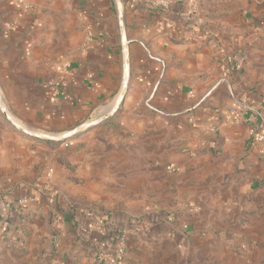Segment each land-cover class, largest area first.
<instances>
[{
	"label": "crops",
	"instance_id": "obj_1",
	"mask_svg": "<svg viewBox=\"0 0 264 264\" xmlns=\"http://www.w3.org/2000/svg\"><path fill=\"white\" fill-rule=\"evenodd\" d=\"M164 1L0 0V264H264V0Z\"/></svg>",
	"mask_w": 264,
	"mask_h": 264
},
{
	"label": "built area",
	"instance_id": "obj_2",
	"mask_svg": "<svg viewBox=\"0 0 264 264\" xmlns=\"http://www.w3.org/2000/svg\"><path fill=\"white\" fill-rule=\"evenodd\" d=\"M164 2H165V5L168 6V5H171L174 2V0H165ZM62 84L66 85L65 82H63ZM51 85H52L53 92L57 95L59 93V88L57 87L55 82H52ZM258 141H264V133L259 134ZM168 169L174 170L172 166H169ZM103 245H105V243H103Z\"/></svg>",
	"mask_w": 264,
	"mask_h": 264
},
{
	"label": "water",
	"instance_id": "obj_3",
	"mask_svg": "<svg viewBox=\"0 0 264 264\" xmlns=\"http://www.w3.org/2000/svg\"><path fill=\"white\" fill-rule=\"evenodd\" d=\"M121 32H122V37H123V43H126L125 25L123 23L121 24ZM126 92H127V87H125L123 92L118 97L117 106H116L115 111L118 109L119 105L124 100V96H125ZM69 136H71V134L66 135L65 137H63V139H66Z\"/></svg>",
	"mask_w": 264,
	"mask_h": 264
},
{
	"label": "trees",
	"instance_id": "obj_4",
	"mask_svg": "<svg viewBox=\"0 0 264 264\" xmlns=\"http://www.w3.org/2000/svg\"><path fill=\"white\" fill-rule=\"evenodd\" d=\"M99 258H102V256H100Z\"/></svg>",
	"mask_w": 264,
	"mask_h": 264
}]
</instances>
